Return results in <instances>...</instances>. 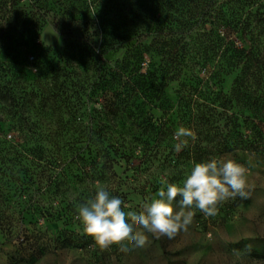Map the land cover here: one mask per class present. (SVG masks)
<instances>
[{"label":"rangeland","instance_id":"rangeland-1","mask_svg":"<svg viewBox=\"0 0 264 264\" xmlns=\"http://www.w3.org/2000/svg\"><path fill=\"white\" fill-rule=\"evenodd\" d=\"M18 8L33 11L28 1ZM58 16L52 2L47 24L27 43L0 40V264H264V155L224 152L235 129L220 103L237 77L223 57L228 25L196 35L187 68L169 80L154 52L138 72L117 68L121 51L103 61L74 58L77 43L58 31ZM180 127L196 139L176 152ZM211 159L247 169L248 197L221 202L214 217L193 208L188 230L172 239L134 226L145 246L102 248L77 219L96 181L139 212L165 182L182 184L195 163Z\"/></svg>","mask_w":264,"mask_h":264},{"label":"trees","instance_id":"trees-1","mask_svg":"<svg viewBox=\"0 0 264 264\" xmlns=\"http://www.w3.org/2000/svg\"><path fill=\"white\" fill-rule=\"evenodd\" d=\"M25 1L31 13L18 8ZM147 1L0 0L1 44H12L18 38L27 43L47 24L53 2L60 13L55 22L58 31L77 43H71L74 58L87 54L103 61L109 51H121L117 68L138 72L147 66L146 56L154 52L171 75L169 80H174L188 66L196 35L208 24L216 31L226 23L223 39L228 43L223 57L229 72H237V77L231 93L220 103L232 111L235 129L224 152L243 150L264 155V5L257 0H181L176 8L168 0H156L150 7ZM191 2L193 6L188 5ZM42 238L41 232L34 238L35 245L41 246L40 254L49 250Z\"/></svg>","mask_w":264,"mask_h":264},{"label":"clouds","instance_id":"clouds-1","mask_svg":"<svg viewBox=\"0 0 264 264\" xmlns=\"http://www.w3.org/2000/svg\"><path fill=\"white\" fill-rule=\"evenodd\" d=\"M196 139L194 131L180 127L174 134L175 151L187 146V139ZM247 169L232 159H211L195 163L182 184L165 182L156 198L145 202L139 212L119 196H112L107 186L95 182V195L78 208L80 220L87 234L102 248L124 241H134L143 247L148 237L134 232L141 226L157 239L174 238L181 230L187 231L199 209L206 217L218 214V205L229 198H247ZM180 197L177 202V198Z\"/></svg>","mask_w":264,"mask_h":264}]
</instances>
